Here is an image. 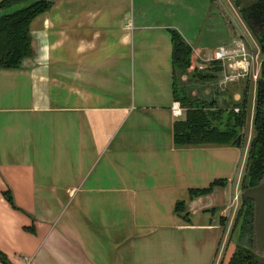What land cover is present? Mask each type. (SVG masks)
<instances>
[{
    "label": "crops",
    "instance_id": "1",
    "mask_svg": "<svg viewBox=\"0 0 264 264\" xmlns=\"http://www.w3.org/2000/svg\"><path fill=\"white\" fill-rule=\"evenodd\" d=\"M208 21L202 0H52L30 20L29 56L0 68V251L12 264H214L242 151L173 145L168 33L202 65L239 42L203 40Z\"/></svg>",
    "mask_w": 264,
    "mask_h": 264
},
{
    "label": "trees",
    "instance_id": "2",
    "mask_svg": "<svg viewBox=\"0 0 264 264\" xmlns=\"http://www.w3.org/2000/svg\"><path fill=\"white\" fill-rule=\"evenodd\" d=\"M52 0H0V68H18L22 59L29 56L28 24L37 14L47 10ZM240 21L257 44L261 56L258 75L254 80L253 134L245 154L244 171L239 181L240 190L256 185L264 177V0H232ZM171 42L170 64L172 72L171 97L182 108V117L172 124V143L176 147L234 146L241 147L242 127L245 120L247 85L234 101L230 94L221 90V100L199 98L191 94L176 80L184 75L187 80L196 78L202 82L216 78L221 70L219 61L214 67L200 70L190 46L175 30H168ZM237 109L234 111V109ZM225 110L227 113L223 114ZM214 180L203 189H189L187 198L207 194L213 185H223ZM7 203L13 206L8 192L3 193ZM233 217L229 240L233 242L225 264H264V257L252 251V203L241 195ZM185 202L174 203L173 212L187 219ZM249 243H240L245 238ZM0 263L12 264L0 251Z\"/></svg>",
    "mask_w": 264,
    "mask_h": 264
},
{
    "label": "rangeland",
    "instance_id": "3",
    "mask_svg": "<svg viewBox=\"0 0 264 264\" xmlns=\"http://www.w3.org/2000/svg\"><path fill=\"white\" fill-rule=\"evenodd\" d=\"M207 1L202 0V23L208 21V18L206 17V15L208 14L213 16V18L217 22L213 23L208 21L209 23L214 24L213 32L210 33L208 31H204V33L202 34V39L206 40L204 36L206 35L207 40H211L213 38L215 42H224L226 39L229 40V38L232 36L231 31L235 32V34L237 35V39H239L238 41L241 42V44L244 46L248 58L251 59V64L248 67L249 68L248 73L243 77H238L237 82L234 84L233 87L234 89L236 88V90L241 91L243 87L247 85L245 120L242 127V141L240 147L242 152H240V157L238 158L237 167L235 170V178L240 180L241 175L243 174L244 171L245 154L247 152L248 142L253 134L252 119H253L254 91H255L254 80L258 75L261 56L258 51L256 42L249 35L243 23L240 21L236 9L232 4V0H207ZM213 54L211 57H213ZM213 61H217V60H207L205 62L203 61L202 65L197 64L196 66L201 71L204 70L205 68L209 69L210 67H214V63H212ZM176 80L180 82V84L183 85L187 90L189 89L192 95L199 98L205 97L206 99L219 100L221 96H217V95H219L218 93H220L221 90H225L230 95L232 91L230 88L227 87L228 82H226V84H221L222 82L221 70L216 72L215 79L208 80L206 82L205 81L202 82L201 80L196 78H190L189 80H187L186 77H183V79H180L178 75H176ZM222 113L225 114L227 113V111L223 110ZM237 202H238L237 207L232 213L230 222H228V227L226 226L225 220H222L225 228L224 239H223V243L220 245V250L218 251V255L216 257V261H214V264H225L227 262L230 252L233 249V242L229 240L228 236L233 221V217L240 203V197H238ZM247 241L245 236V238H242L240 240V243L244 246H248L249 243Z\"/></svg>",
    "mask_w": 264,
    "mask_h": 264
},
{
    "label": "built area",
    "instance_id": "4",
    "mask_svg": "<svg viewBox=\"0 0 264 264\" xmlns=\"http://www.w3.org/2000/svg\"><path fill=\"white\" fill-rule=\"evenodd\" d=\"M211 58L207 60H217L220 62L222 72L221 84L245 76L251 64V59L248 58L241 42L235 43L232 50H226L225 48L217 49ZM236 110L235 108L234 111ZM170 113L175 118L182 116V109L178 102L173 101L171 103Z\"/></svg>",
    "mask_w": 264,
    "mask_h": 264
},
{
    "label": "water",
    "instance_id": "5",
    "mask_svg": "<svg viewBox=\"0 0 264 264\" xmlns=\"http://www.w3.org/2000/svg\"><path fill=\"white\" fill-rule=\"evenodd\" d=\"M240 195L252 203V251L264 257V177L256 185L242 189Z\"/></svg>",
    "mask_w": 264,
    "mask_h": 264
}]
</instances>
